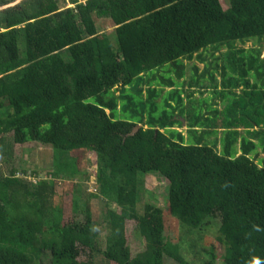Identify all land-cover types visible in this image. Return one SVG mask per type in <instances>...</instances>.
<instances>
[{
  "label": "trees",
  "instance_id": "obj_1",
  "mask_svg": "<svg viewBox=\"0 0 264 264\" xmlns=\"http://www.w3.org/2000/svg\"><path fill=\"white\" fill-rule=\"evenodd\" d=\"M18 1L0 0V264H264V0ZM194 90L244 101L193 116ZM26 144L52 172L15 168ZM78 151L96 156L95 194ZM148 174L169 183L167 213L139 209ZM60 180L76 185L66 224Z\"/></svg>",
  "mask_w": 264,
  "mask_h": 264
},
{
  "label": "rangeland",
  "instance_id": "obj_2",
  "mask_svg": "<svg viewBox=\"0 0 264 264\" xmlns=\"http://www.w3.org/2000/svg\"><path fill=\"white\" fill-rule=\"evenodd\" d=\"M22 1V0H20ZM18 1L17 3H19ZM222 6L227 9L229 7V3L227 0H221ZM15 4V3H14ZM13 5V4H11ZM109 27V26H108ZM107 31H112V29H108ZM239 48H245L248 49L252 47V43H248L246 45H240L238 44ZM224 52V51H223ZM227 51H225L226 53ZM219 54V53H218ZM262 58H264V48H263V53H262ZM199 66L201 69L203 66L201 63H199ZM231 76L236 79H240L238 73H230ZM242 88H246L245 86H241L240 89H236L235 86L232 88H227V90L230 91H235L236 93H240V90ZM194 105L192 106L191 109H189V113L193 114V116H198V114L202 113L204 110L205 113H207V110H211L214 106L216 108L222 109V103L225 105V103H234L236 100L239 98H242V96L237 95L238 97L235 99L230 98L228 91H225V93L219 92V91H214L210 92L205 95H201V90H194ZM205 93V91H203ZM245 93V92H244ZM226 95L225 99L223 100L222 95ZM242 101L244 99L242 98ZM185 103H189V100L185 98ZM219 103V107L217 104ZM263 105V104H262ZM230 106V105H229ZM201 110V111H200ZM200 111V112H199ZM186 133V131H184ZM29 145L26 144L20 149V153L18 151L17 155V160H18V165H16L15 168L21 170L20 166H24L29 168L30 173L32 170H39L41 172L42 176L48 175V173L52 172L53 170V162L51 159V153L49 156L44 155L43 157H48L43 159L42 156L38 155L36 152L40 151L41 149H36L33 146L28 147ZM33 147V148H32ZM39 148V147H38ZM29 150H33L34 152H30ZM23 151V152H22ZM261 151V150H260ZM46 152V151H45ZM73 157L77 159V162L79 164L80 170L81 171H87L89 173L93 174V178L90 179L88 182L84 183L81 188V192H87L88 194L94 193L98 191V185L96 184V181L94 179V175L96 174V156L92 152H84V151H78L75 153L71 154ZM20 156V157H19ZM262 158H264V154H261ZM79 181V180H78ZM144 181V193L142 196V204L139 205V209L142 208L143 204L147 202L154 203L155 205L161 207L166 213L168 212L169 208V203H168V187L169 183L166 179H164L161 176L154 175V174H148L145 175L143 178ZM56 189V194L53 197V214L59 213L61 216V222L63 224L68 223L70 220H73L75 217V214L72 210L73 206V197H74V192L76 189L75 182H63L60 180L55 186ZM94 203V210L95 211V220H102L103 219V214H101L100 211H103L102 204L99 199L95 198L93 200ZM119 211V210H118ZM177 220L170 219L169 222L167 223L166 226V232H165V239L167 240L166 242L171 244L169 247L173 249V244L178 243L179 237L182 235L181 229L179 226L177 227ZM135 222H129L126 227V236L129 239V245L132 248L133 252H138L143 248L144 241L142 237L139 235V232L137 231ZM219 227V222L216 221V223H213V225H210L207 228H204L203 230L207 233V236L211 239L212 242V247L216 249V252L219 256H222L224 254V246H221V244L217 241V238L215 239L213 236L217 233ZM106 236L105 233L102 235V241L103 237ZM204 241V240H203ZM202 241V242H203ZM178 245V244H177ZM105 248V245H103L102 249ZM180 254L184 257L186 261L189 262H197V253L195 251H190V253H182ZM81 261H86L87 258L83 256L80 258ZM95 263L97 264H109L105 263L103 259L100 257L95 259ZM114 264V263H110ZM165 264H179L176 262V260L166 257L165 259Z\"/></svg>",
  "mask_w": 264,
  "mask_h": 264
}]
</instances>
